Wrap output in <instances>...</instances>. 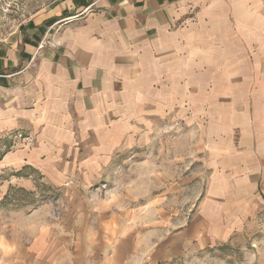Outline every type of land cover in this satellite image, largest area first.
Segmentation results:
<instances>
[{"label": "crops", "instance_id": "0c3cea01", "mask_svg": "<svg viewBox=\"0 0 264 264\" xmlns=\"http://www.w3.org/2000/svg\"><path fill=\"white\" fill-rule=\"evenodd\" d=\"M245 7V0H64L0 41V170H36L70 203L56 234L40 238L50 255L32 249L41 264H178L202 248L196 222L182 235L164 222L130 223L98 208L88 188L132 122L165 113L172 73L187 74L182 67H196L206 54L217 66L219 49L232 56L234 24L245 25ZM48 36L50 45L37 48ZM221 73L222 88L232 89L231 67ZM218 78L210 88H220ZM239 96L228 105H241ZM14 133L27 140L5 150Z\"/></svg>", "mask_w": 264, "mask_h": 264}, {"label": "rangeland", "instance_id": "374dc122", "mask_svg": "<svg viewBox=\"0 0 264 264\" xmlns=\"http://www.w3.org/2000/svg\"><path fill=\"white\" fill-rule=\"evenodd\" d=\"M63 1L0 0V41L13 40ZM245 2L232 56L219 49L217 66L206 54L196 67H182L187 74L172 73L165 113H143L132 122L108 169L88 188L98 208L130 223L164 222L180 235L193 221L201 225L202 248L178 264H264V0ZM48 39L36 47L50 45ZM230 67L232 89L222 88L221 71ZM216 76L220 88L212 89ZM232 96L241 105L229 106ZM9 137L5 150L27 140L22 133ZM67 197L36 170H0V264H41L32 249L50 255L40 238L56 234Z\"/></svg>", "mask_w": 264, "mask_h": 264}]
</instances>
